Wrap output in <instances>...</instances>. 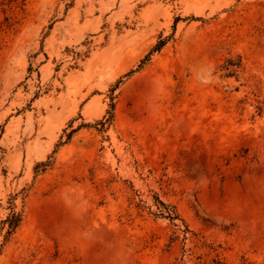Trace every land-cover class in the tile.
Segmentation results:
<instances>
[{"label":"rangeland","instance_id":"obj_1","mask_svg":"<svg viewBox=\"0 0 264 264\" xmlns=\"http://www.w3.org/2000/svg\"><path fill=\"white\" fill-rule=\"evenodd\" d=\"M0 264H264V0H0Z\"/></svg>","mask_w":264,"mask_h":264},{"label":"trees","instance_id":"obj_2","mask_svg":"<svg viewBox=\"0 0 264 264\" xmlns=\"http://www.w3.org/2000/svg\"><path fill=\"white\" fill-rule=\"evenodd\" d=\"M21 221V216L17 213H13L11 219L8 221L10 229L14 230L18 227L19 223Z\"/></svg>","mask_w":264,"mask_h":264}]
</instances>
